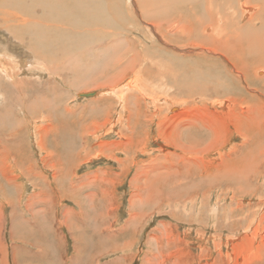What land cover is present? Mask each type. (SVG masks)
Masks as SVG:
<instances>
[{"label": "rangeland", "instance_id": "rangeland-1", "mask_svg": "<svg viewBox=\"0 0 264 264\" xmlns=\"http://www.w3.org/2000/svg\"><path fill=\"white\" fill-rule=\"evenodd\" d=\"M67 1L5 20L0 0V264H264V66L233 56L238 68L174 36L189 18L207 21L206 0L162 3L176 42L148 24L143 0L105 2L98 21L89 8L100 1ZM195 54L238 86L214 90L216 68ZM175 55L192 59L174 71ZM183 70L205 78L200 93L182 92Z\"/></svg>", "mask_w": 264, "mask_h": 264}, {"label": "bare ground", "instance_id": "bare-ground-1", "mask_svg": "<svg viewBox=\"0 0 264 264\" xmlns=\"http://www.w3.org/2000/svg\"><path fill=\"white\" fill-rule=\"evenodd\" d=\"M29 1L31 2V4H29ZM101 2V4H98L97 6H95V7H97L96 9H94V8H89V12H90V16H92V20L93 21H98V20H100V18L97 16V13H99V12H102V10H103V8H102V5L105 7V5H106V3L105 2H108V1H110V0H74L71 4H72V6L73 7H75V8H77L78 10H81L80 8H83V6L85 5V3L87 2V5H88V7L90 6V4L91 3H98V2ZM181 2H182V0H180ZM179 0H178V2H176V0H143L142 2H141V6H142V9H143V12H144V10L146 11V14H145V17H148V18H150L151 19V17H150V15H152V16H154L153 17V21L151 20L148 24H150L151 26H156V25H158V27H159V29H158V31L159 32H161L166 38H169V39H173V41H174V39H176L177 37H174L175 35H181V37H180V39H185L186 41H184V42H188V40L190 41V40H192V39H196L197 40V42H198V46L199 47H202V48H205L206 50H208V51H211L212 53H215V55L216 54H218L220 57H222L223 59L226 57V56H228V57H230V60H228L227 62L228 63H231L232 65H234L235 67H238L239 65H237V63L235 64L234 62L236 61V59H234L235 57H233V56H238V57H241L242 55L243 56H245V55H251V56H253L252 58H253V62H254V64H256L257 66H260V67H262V65L264 66V61L262 60V58L260 57V54H262V53H264V11H261V7H259L258 5H256V3L259 1V0H248V1H250V5H253L254 4V6H256L258 9H259V11H256V12H254L253 14H251L250 15V13H248L247 12V10L246 11H244V10H242V11H240V9L238 8V7H235L234 5H232V4H230V2H227L228 0H206V2L208 1L209 2V14H208V16H209V18L207 19V21L205 22V18L207 17H205L204 18V20L203 19H201V17H199V18H197V21L195 22H191V18H189V20L187 21L188 22V24H187V26L186 25H182V26H178V29L176 30V32H175V34H174V36H173V38L171 37V36H169V33H170V28H172L173 27V25H174V23H175V18H174V22L172 23V21H170L169 20V17L171 16V14L169 13V12H167L166 11V9H164L165 8V6L166 5H163L162 3H170V2H174V3H179L180 2ZM221 3H220V2ZM222 1H223V3H222ZM231 1V0H230ZM235 1H237V0H235ZM4 2H6V4H7V6H9V7H11V9H8L7 11H1V13L3 14V12H4V19L5 20H11V19H13L14 17H23L24 15H25V13H24V9H29V8H31V7H33V6H36V7H41L42 9L44 8V6H46V5H57L60 9H62V10H66V9H68L69 7H68V4H70L67 0H4ZM148 4H152V5H154L153 7L150 5L149 7H146V3ZM180 2V3H181ZM260 2V1H259ZM103 3V4H102ZM183 3V2H182ZM191 3H193V2H191ZM220 3V4H219ZM261 3H262V6H263V8H264V0H261ZM160 4H162V5H160ZM233 7H231V6ZM242 5H243V7L244 8H247L246 7V3H242ZM241 5V6H242ZM116 2L114 3V2H112V6H111V8L112 7H114V8H116ZM139 6H140V4H139ZM238 6V5H237ZM50 8L52 7V6H49ZM138 7V6H137ZM139 8V7H138ZM256 8V9H257ZM104 9H106V8H104ZM137 9V8H136ZM154 9V10H153ZM158 9H159V11H158ZM192 9V8H191ZM243 9V8H242ZM45 10V9H44ZM44 10H43V12H44ZM149 10H153L152 11V14H150V12H149ZM165 10V12H163V11ZM174 10H177V8L175 7L174 8ZM38 11V10H37ZM41 11V10H40ZM249 11H250V9H249ZM116 12V11H115ZM182 12V11H181ZM193 12H195L194 10H193ZM0 13V14H1ZM39 13H41V12H39ZM192 13V12H191ZM1 14V15H2ZM179 14L180 13H178V17H179ZM193 14V13H192ZM203 14H206V13H204L203 12ZM59 15V17L60 18H62V19H65V20H67L62 14H58ZM181 15V14H180ZM193 15H195V14H193ZM202 15V13H197V16H201ZM40 16V15H39ZM76 16H78V14H76ZM120 16V15H119ZM224 16H228V18H226V20L223 18ZM141 17V16H140ZM180 19H178V22L179 21H182V19L184 18L183 17V15H181V17H179ZM18 19H21V18H18ZM24 20V19H23ZM36 20H39V19H36ZM149 20V19H148ZM194 20V19H193ZM28 21V20H27ZM63 21V20H62ZM68 21V20H67ZM92 21V22H93ZM157 21V22H156ZM217 21V23L216 24H212V25H208V28L210 29V28H213V31L211 32V34H209V36H205V34H204V31H206L208 28L206 27L205 28V24L206 23H208V24H211V23H214V22H216ZM50 22V21H49ZM88 23H90L89 21H88ZM156 23H158V24H156ZM32 25H36V23L35 24H32ZM105 25H107V24H105ZM109 25H111L110 24V22H109ZM203 25H205V26H203ZM203 26V27H202ZM23 27H25V24H24V26ZM29 27V26H28ZM36 27V26H35ZM38 27V26H37ZM170 27V28H169ZM155 28H157V27H155ZM203 28H205L204 30H203V33H201L202 32V29ZM152 29V28H151ZM30 30H31V27H30ZM33 30V29H32ZM70 30V29H69ZM68 32V31H67ZM110 32V31H109ZM110 33H112V32H110ZM166 33V34H165ZM70 34V33H69ZM13 35V34H12ZM66 35V34H65ZM46 36V35H45ZM44 36V37H45ZM64 36V35H63ZM168 36V37H167ZM73 37V36H72ZM32 38V37H31ZM65 38V37H64ZM41 39H43V38H41ZM41 39H39L38 40V42H40V40ZM60 39V38H59ZM208 39H211V40H208ZM76 41V40H75ZM172 41V42H173ZM47 42L48 43H50L48 40H47ZM53 42V41H52ZM159 42V41H158ZM174 42H176V41H174ZM214 43V44H216V45H218L219 46V48H218V50L220 51V52H214V49H217V48H211V47H209V46H207V44L208 43ZM42 43V40H41V42H40V44ZM47 43V44H48ZM59 43V42H58ZM179 43V42H178ZM190 43V42H189ZM193 43H194V41H193ZM192 43V44H193ZM61 44H62V41H61ZM118 44H120V43H118ZM180 44V43H179ZM188 44V43H187ZM42 46L44 45L43 43L41 44ZM40 45V46H41ZM51 45V44H50ZM53 45V44H52ZM49 46V45H48ZM48 46H46V47H48ZM59 46V45H58ZM70 46V45H69ZM78 46H79V44H78ZM153 46H155V45H153ZM193 46V45H192ZM49 47H52V46H49ZM53 47L55 48V46L53 45ZM65 47V46H64ZM195 47V46H194ZM45 48V47H44ZM146 48H148V47H146ZM201 48V49H202ZM63 49V48H62ZM121 49H122V47H121ZM151 49V48H150ZM153 49V48H152ZM156 49V48H155ZM43 50V49H42ZM50 50V49H49ZM117 50V49H116ZM55 51V50H54ZM149 50H147V52H148ZM189 51V50H188ZM208 51H204V52H200V53H206V52H208ZM33 52V51H32ZM31 52V53H32ZM39 52H40V50H39ZM51 52V51H50ZM149 52H151V51H149ZM148 52V53H149ZM155 52V51H154ZM191 52V51H190ZM34 53V52H33ZM67 53V52H66ZM70 53H72V52H70ZM152 53H153V51H152ZM151 53V54H152ZM55 54H56V51H55ZM60 54V53H59ZM67 54H69V52L67 53ZM147 54V53H146ZM160 54V53H159ZM176 54V53H175ZM18 55V54H17ZM47 55H48V53H47ZM58 55V54H57ZM61 55H63V54H61ZM65 55V54H64ZM63 55V56H64ZM74 55V54H73ZM79 56V55H78ZM148 56V55H147ZM155 56V55H154ZM195 56H197V59L198 60H195L194 61V63L196 64V65H198V66H200L201 68H209L210 70L211 69H213V68H216V74H215V81H214V85L216 86V87H212L214 90L216 89L217 90V92H218V90H219V88L222 86V85H224V91H225V89L226 88H229L228 87V85L227 84H230L232 87L231 88H233V86H238L237 85V82H236V76H235V78H231L230 80L231 81H228L227 79H225L224 78V75H223V72H222V70L218 67L217 68V65L218 64H221L219 61H215V60H213L214 58H211V57H209V56H206L205 54H204V57H199L197 54H195ZM58 57H60V56H58ZM58 57H56V58H58ZM65 57V56H64ZM151 57V56H150ZM149 57V58H150ZM161 57V56H160ZM175 58H176V60H169L166 64H167V67L169 66H173L174 67V71H178V69L179 68H183L184 66H186L188 63V60L189 61H191V56H182V57H184V63H180L179 62V60H178V55H175L174 56ZM13 58V57H12ZM51 58V57H50ZM54 59H56L55 57H53ZM52 58V59H53ZM78 58V57H77ZM148 58V59H149ZM161 58H163V57H161ZM180 58V57H179ZM243 58H245V57H243ZM243 58H241V59H243ZM250 58V57H249ZM20 60H21V58H19ZM39 59V58H38ZM79 59V58H78ZM77 59V60H78ZM174 59V58H173ZM226 59V58H225ZM240 59V60H241ZM246 59V58H245ZM244 59V60H245ZM25 60V59H24ZM32 60V59H31ZM31 60H29L30 62H31ZM45 60V59H44ZM57 60V59H56ZM59 60V59H58ZM89 60V59H88ZM164 60V59H163ZM235 60V61H234ZM248 60H250V59H248ZM35 61H37V60H35ZM39 61V60H38ZM61 61V60H60ZM80 61H81V59H80ZM83 61V60H82ZM81 61V62H82ZM243 61V60H242ZM247 61V60H246ZM20 62V61H19ZM26 62V61H25ZM33 62V61H32ZM48 62V61H47ZM54 62H56V61H54ZM181 62H183L182 60H181ZM223 62V61H222ZM248 62V61H247ZM50 63H52V62H50L49 61V64H47L46 66L48 67V65H50ZM56 63H59V61H57ZM61 63H63V62H61ZM75 64L77 63V62H74ZM73 63V64H74ZM170 63H172V64H170ZM212 63H214L215 64V66H213L212 65ZM239 63H241V62H239ZM72 64V65H73ZM74 64V65H75ZM79 64V63H78ZM77 64V65H78ZM249 64V63H248ZM24 65V64H23ZM26 65V64H25ZM253 65V64H252ZM21 66V65H20ZM27 67H28V63H27V65H26ZM26 66H22V68H27ZM188 66V65H187ZM240 66H241V64H240ZM239 66V67H240ZM244 66H245V63H244ZM248 66V65H247ZM75 67V66H74ZM238 67V68H239ZM246 67V66H245ZM244 67V68H245ZM248 67H250V66H248ZM38 68V67H37ZM36 68V69H37ZM54 68V67H53ZM186 68V67H185ZM253 68V67H252ZM41 70H44V69H42V68H40ZM50 69V68H49ZM146 69V68H145ZM148 69H150V68H148ZM154 69V68H153ZM227 69V68H226ZM28 70V69H27ZM26 70V71H27ZM75 70V69H74ZM140 70H141V68H140ZM218 70V71H217ZM223 70H224V68H223ZM3 71V70H2ZM22 71V70H21ZM234 71V70H233ZM244 72L243 73H245L246 72V75L244 76L245 77V81L247 80V82H248V84H251L252 83V80L251 79H249V74H248V72L247 71H245V70H243ZM263 71V70H262ZM6 72V71H5ZM48 72V71H47ZM58 72V71H57ZM143 72V71H142ZM154 72V71H153ZM183 72V76H184V82L186 83V85H184L183 87H184V89L186 90H184V91H182V92H184V93H187V94H198V93H200L202 90H201V88H200V86L202 85V80L201 79H205V78H198V77H196L195 76V74H191V75H187V71H185V70H183L182 71ZM226 72H227V70H226ZM234 72H236V71H234ZM259 72V71H258ZM35 73H37V71L35 72ZM46 73V72H45ZM50 73V72H49ZM30 74V73H29ZM33 74H34V72H33ZM58 74V73H57ZM56 73H55V76L57 75ZM225 74H228V75H230L228 72L227 73H225ZM238 74H240V73H238ZM261 74V73H260ZM37 75V74H36ZM41 75V74H40ZM40 75H38V78L40 77ZM45 75V74H44ZM43 75V76H44ZM52 75H54V74H52ZM232 75V74H231ZM42 76V75H41ZM54 76V77H55ZM59 76V75H58ZM43 78V77H42ZM45 78V77H44ZM56 78V77H55ZM54 78V79H55ZM61 78V77H60ZM7 79V78H6ZM36 79V78H35ZM181 80V79H180ZM208 80V79H207ZM48 81V80H47ZM55 81V80H54ZM58 81V80H57ZM209 81V80H208ZM15 82V81H14ZM22 82V81H21ZM20 82V83H21ZM39 82H41V80L39 81ZM176 82H179L177 79H176ZM195 82V83H194ZM181 84H183V82H180ZM192 83H194L193 85H192ZM205 83H207V82H205ZM204 83V84H205ZM123 84V83H122ZM190 84V86H188ZM44 85V84H43ZM49 85V84H48ZM54 84H52V89H53V87L56 85H54ZM247 85V84H246ZM42 86V85H41ZM46 87H48L47 85H45ZM51 86V85H50ZM182 86V85H181ZM1 87H3L2 85H1ZM18 87H19V85H18ZM56 87V86H55ZM183 87H181L182 89H183ZM248 87L250 88V89H252L251 87L252 86H250V85H248ZM248 88V89H249ZM20 89H21V87H20ZM48 89H51V88H48ZM234 89V88H233ZM3 90V89H2ZM2 90H1V92H2ZM17 90H18V88H17ZM22 90V89H21ZM19 91V90H18ZM209 91V90H208ZM229 91V90H228ZM238 91V90H237ZM204 92H206V91H204ZM216 92V93H217ZM19 93L20 92H18V97H19ZM144 93V92H143ZM78 94V93H77ZM104 94V93H103ZM112 94V93H111ZM145 94V93H144ZM201 94H203V93H201ZM22 95H24V94H22ZM145 95H147V94H145ZM217 96H219L220 95V93H218V94H216ZM27 96V95H26ZM54 96H55V94H54ZM151 96V95H150ZM38 97H40V96H38ZM56 97V96H55ZM236 97H239V96H235V97H233L234 99L236 98ZM20 98V97H19ZM19 98H18V100H19ZM40 98H42V96L40 97ZM151 98V97H150ZM229 98H231V97H229ZM240 98H241V95H240ZM27 99V98H26ZM43 99V98H42ZM41 99V100H42ZM153 99V98H152ZM25 100V99H24ZM38 100V99H37ZM56 100V99H55ZM121 100V99H120ZM123 100V99H122ZM233 100V99H232ZM23 101V100H22ZM39 101V100H38ZM43 101V100H42ZM44 101H45V99H44ZM220 101H221V106L222 105H224V103H225V101H223V99H220ZM230 101V100H229ZM20 102V101H19ZM24 102V101H23ZM36 102V101H35ZM18 103V102H17ZM20 104V103H19ZM29 104V103H28ZM30 104H32V103H30ZM29 104V105H30ZM126 104V103H125ZM213 104V103H212ZM23 105V104H22ZM27 105V104H26ZM33 105H35V104H33ZM33 105H31V106H33ZM225 105H226V103H225ZM24 106V105H23ZM19 107H21V104H20V106ZM35 107H37V105H35ZM128 107H129V105H128ZM128 107H125V108H127V109H129ZM174 108V107H173ZM24 109V108H23ZM32 109V108H31ZM225 109H226V107H225ZM26 110V109H25ZM28 110H29V108H28ZM33 110V109H32ZM230 110V109H229ZM27 111V110H26ZM127 111V110H126ZM29 112V111H28ZM251 111H249V113H250ZM34 113V112H33ZM234 113V112H233ZM26 114H28V113H26ZM29 114H31V113H29ZM28 114V115H29ZM236 114V113H235ZM123 116V115H122ZM3 117V116H2ZM6 118V117H5ZM226 119V118H225ZM6 120V119H5ZM230 120V119H229ZM259 120V119H258ZM2 121V120H1ZM7 121V120H6ZM241 121V120H240ZM251 121H252V119H251ZM6 123V122H5ZM250 126V125H249ZM253 126V125H252ZM251 128V127H250ZM256 128H257V126H256ZM199 129V128H198ZM200 130V129H199ZM198 130V131H199ZM257 131V130H256ZM253 133H254V131H253ZM258 133V132H257ZM185 134V133H184ZM184 134H182V135H184ZM248 134V133H247ZM256 134V132L254 133V135ZM259 134H261V133H259ZM188 135V134H187ZM187 135H186V137H185V140L187 139ZM258 135V134H257ZM256 135V136H257ZM189 136V135H188ZM255 136V137H256ZM222 137V136H221ZM260 137V136H259ZM261 138H264V137H262V135H261ZM258 139H260V138H258ZM258 139H256V140H258ZM188 140H190L191 141V137H189V139ZM222 140V139H221ZM261 141H262V139H261ZM192 142V141H191ZM260 142V141H259ZM264 142V141H263ZM262 142V143H263ZM44 143V142H43ZM250 143V142H249ZM261 143V142H260ZM187 144H190L188 141L186 142V145ZM251 144H252V142H251ZM256 144H257V142H256ZM255 145V144H254ZM259 145H261V144H259ZM19 148V147H18ZM251 148H252V145H251ZM250 148V149H251ZM255 148H256V146H255ZM253 150V149H252ZM256 152V151H255ZM248 153V152H247ZM247 155V154H246ZM250 155V154H249ZM248 155V156H249ZM255 155V154H254ZM216 156V155H215ZM12 157V156H11ZM223 162H225V160L223 161ZM228 164V163H227ZM251 164H252V162H251ZM226 165V164H225ZM225 165L224 166H222L223 167V169L225 168ZM253 166V165H252ZM218 167H221V166H218ZM217 167V168H218ZM232 168V167H231ZM248 169V168H247ZM236 170V169H235ZM217 171V170H216ZM223 171V170H222ZM251 172V171H250ZM216 175V174H215ZM219 175H221V170H220V172H219V174H217V177H219ZM222 176V175H221ZM220 176V177H221ZM219 177V178H220ZM219 178H217V179H219ZM209 182V181H208ZM212 183V182H211ZM258 259H260V258H258ZM248 261V260H247Z\"/></svg>", "mask_w": 264, "mask_h": 264}, {"label": "water", "instance_id": "water-1", "mask_svg": "<svg viewBox=\"0 0 264 264\" xmlns=\"http://www.w3.org/2000/svg\"><path fill=\"white\" fill-rule=\"evenodd\" d=\"M95 94L94 93H90V94H82L80 95V97H84V98H88V97H93Z\"/></svg>", "mask_w": 264, "mask_h": 264}]
</instances>
